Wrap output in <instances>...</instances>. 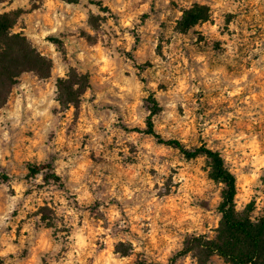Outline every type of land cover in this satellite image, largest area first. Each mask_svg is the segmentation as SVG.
<instances>
[{
	"label": "rangeland",
	"instance_id": "obj_1",
	"mask_svg": "<svg viewBox=\"0 0 264 264\" xmlns=\"http://www.w3.org/2000/svg\"><path fill=\"white\" fill-rule=\"evenodd\" d=\"M196 4L209 19L179 31ZM4 11H20L13 32L53 68L23 73L0 109V264H168L187 238H215L223 184L205 156L144 132L152 98L156 131L220 152L237 209L264 216V0H1ZM71 69L91 82L64 107ZM38 164L61 182L30 175Z\"/></svg>",
	"mask_w": 264,
	"mask_h": 264
},
{
	"label": "trees",
	"instance_id": "obj_2",
	"mask_svg": "<svg viewBox=\"0 0 264 264\" xmlns=\"http://www.w3.org/2000/svg\"><path fill=\"white\" fill-rule=\"evenodd\" d=\"M74 1V0H70ZM1 2V0H0ZM20 11H4L0 13V109L7 103L13 87L19 83L25 72H33L40 78L51 75L53 61L42 55L31 40L21 32H13ZM210 17L208 5L196 4L184 10L177 22V29L187 32ZM57 44V38H50ZM89 74H83L71 69L66 77L58 80V100L64 107L78 106L87 88L90 87ZM151 114L148 117L145 133L155 137L159 143L170 145L180 150L187 159L205 156L210 161L211 176L223 184L219 211L220 225L215 238L200 235L187 238L184 247L168 264H176L177 256L195 252L200 264H206L209 257L218 254L230 264H264V216L253 220L252 204L245 210L237 209V184L235 175L226 168L220 152L206 144L188 148L178 139H166L155 129L153 116L159 110V103L152 98ZM30 175L47 172V179L61 182V177L55 173L51 164L29 165ZM0 177H9L0 171ZM144 264V263H142ZM161 264V263H155Z\"/></svg>",
	"mask_w": 264,
	"mask_h": 264
}]
</instances>
